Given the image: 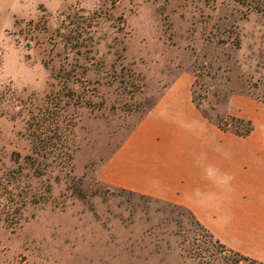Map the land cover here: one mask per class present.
Returning <instances> with one entry per match:
<instances>
[{"label":"rangeland","instance_id":"rangeland-1","mask_svg":"<svg viewBox=\"0 0 264 264\" xmlns=\"http://www.w3.org/2000/svg\"><path fill=\"white\" fill-rule=\"evenodd\" d=\"M179 77L244 132L264 0H0V264H226L189 208L104 175Z\"/></svg>","mask_w":264,"mask_h":264},{"label":"crops","instance_id":"crops-1","mask_svg":"<svg viewBox=\"0 0 264 264\" xmlns=\"http://www.w3.org/2000/svg\"><path fill=\"white\" fill-rule=\"evenodd\" d=\"M179 77L105 166L126 189L189 208L221 242L264 262V100L233 93L228 114L247 135L222 129L198 109Z\"/></svg>","mask_w":264,"mask_h":264},{"label":"trees","instance_id":"trees-1","mask_svg":"<svg viewBox=\"0 0 264 264\" xmlns=\"http://www.w3.org/2000/svg\"><path fill=\"white\" fill-rule=\"evenodd\" d=\"M246 123L248 124V128L244 132H238L237 131L238 133H240L242 135H247V134H249L252 131V129H253L252 122L251 121H247ZM219 126L222 129H224V130L228 129L226 126H222L221 124H219ZM211 236L215 237L213 234ZM214 242L217 244V246H220L222 248L221 250L216 248L217 251L220 252V253H225L226 254V257H225L226 264H238V263H240L242 261H248L249 264H255V263L258 262L257 260L252 259L249 256H246V255L242 254L241 252L233 250L232 248L228 247L226 244L221 242L218 238L217 239L215 238ZM215 243L213 244L214 247H216Z\"/></svg>","mask_w":264,"mask_h":264}]
</instances>
